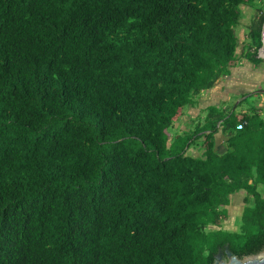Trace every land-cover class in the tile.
Here are the masks:
<instances>
[{"label":"trees","instance_id":"obj_1","mask_svg":"<svg viewBox=\"0 0 264 264\" xmlns=\"http://www.w3.org/2000/svg\"><path fill=\"white\" fill-rule=\"evenodd\" d=\"M242 5L255 9L243 38ZM263 26L258 0H0V264H215L226 243L241 260L263 252L254 93L239 103L248 112L211 105L171 139L241 57L264 62ZM241 191L251 233L212 242L207 225Z\"/></svg>","mask_w":264,"mask_h":264},{"label":"crops","instance_id":"obj_2","mask_svg":"<svg viewBox=\"0 0 264 264\" xmlns=\"http://www.w3.org/2000/svg\"><path fill=\"white\" fill-rule=\"evenodd\" d=\"M242 48L241 43L239 52L242 51ZM260 83L264 84V62L255 67L253 63L241 57L236 66L231 68L230 73L219 79L213 89L202 92L197 98L196 104L185 109V112L171 129V139L194 128L200 119L205 118L208 107L211 105H216L220 109L236 106L238 115L248 112L250 104L246 101L239 103L245 99V94L252 92L254 93L252 96L261 94L264 100V90H259ZM257 100L258 97L253 96L250 103L262 107L261 105L264 103L262 101L257 102ZM262 108L261 113H264V107ZM204 138L199 140V144H193L190 151L196 155H202L205 151ZM214 149L219 154H223L228 149L227 136L221 130L214 135Z\"/></svg>","mask_w":264,"mask_h":264},{"label":"rangeland","instance_id":"obj_3","mask_svg":"<svg viewBox=\"0 0 264 264\" xmlns=\"http://www.w3.org/2000/svg\"><path fill=\"white\" fill-rule=\"evenodd\" d=\"M258 5L264 8V0H258ZM241 10L243 12V15L240 26L238 27L237 34L243 38L246 35L248 24L250 23L251 19L253 18V15L255 14V9H253L249 5H242ZM260 84L261 85L259 87V90H264V84ZM253 96L258 97L257 102L262 101L264 103L263 96L261 94ZM261 106L264 107V104H262ZM260 191L264 192V187L261 188ZM245 194V191L239 192L238 194H236V196H234L228 206L219 208V211H221L222 216L218 220V224L215 225L213 224V222H210V224L207 225L206 233H208V235L212 237V239H210L212 242L215 241L223 243L226 241L233 240L236 243L240 241V245H242L243 242L246 240V236L248 235L247 233H251L250 230L244 229L245 226L241 220L244 212V207L246 206V204L243 203L245 201ZM225 245H228V243H226ZM255 257H264V251L257 256H249L242 260L252 259Z\"/></svg>","mask_w":264,"mask_h":264},{"label":"water","instance_id":"obj_4","mask_svg":"<svg viewBox=\"0 0 264 264\" xmlns=\"http://www.w3.org/2000/svg\"><path fill=\"white\" fill-rule=\"evenodd\" d=\"M264 26H263V45L258 51V58L264 59ZM215 264H264V257H255L252 259L241 260L235 256H231L230 260H224L220 254L215 255Z\"/></svg>","mask_w":264,"mask_h":264},{"label":"flooded vegetation","instance_id":"obj_5","mask_svg":"<svg viewBox=\"0 0 264 264\" xmlns=\"http://www.w3.org/2000/svg\"><path fill=\"white\" fill-rule=\"evenodd\" d=\"M243 203L246 204V202H243ZM217 254H220L223 257V259L227 260V261L230 260L231 256H235L236 258H238L237 254L235 253V251L229 245H225V244H224V246L222 248L219 249ZM254 256H257V255H254Z\"/></svg>","mask_w":264,"mask_h":264},{"label":"built area","instance_id":"obj_6","mask_svg":"<svg viewBox=\"0 0 264 264\" xmlns=\"http://www.w3.org/2000/svg\"><path fill=\"white\" fill-rule=\"evenodd\" d=\"M245 125H246V122L238 123V125H237V129H241V128H243Z\"/></svg>","mask_w":264,"mask_h":264},{"label":"bare ground","instance_id":"obj_7","mask_svg":"<svg viewBox=\"0 0 264 264\" xmlns=\"http://www.w3.org/2000/svg\"><path fill=\"white\" fill-rule=\"evenodd\" d=\"M263 54H264V50H263V52H262Z\"/></svg>","mask_w":264,"mask_h":264}]
</instances>
